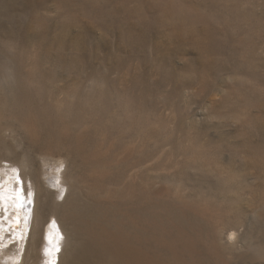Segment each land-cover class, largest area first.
Listing matches in <instances>:
<instances>
[{
    "label": "rangeland",
    "instance_id": "374dc122",
    "mask_svg": "<svg viewBox=\"0 0 264 264\" xmlns=\"http://www.w3.org/2000/svg\"><path fill=\"white\" fill-rule=\"evenodd\" d=\"M10 168L58 264H264V0H0Z\"/></svg>",
    "mask_w": 264,
    "mask_h": 264
},
{
    "label": "bare ground",
    "instance_id": "6f19581e",
    "mask_svg": "<svg viewBox=\"0 0 264 264\" xmlns=\"http://www.w3.org/2000/svg\"><path fill=\"white\" fill-rule=\"evenodd\" d=\"M60 164L62 163L55 164L50 172H48L47 177V183L53 186V189L59 194L64 187L62 181L63 171H60ZM9 171L0 170V216H2V218L0 217V258L3 259L0 261L1 264H10L12 259L15 260L14 264H18V258L13 256L17 254L16 251L6 256H3L1 252L6 250L7 241L9 240H15V243H18L17 246L20 249L31 229H33V234L36 237H39V234L42 233V244L44 248L42 252L46 257V264H58L55 262L54 256L56 255L57 248H62L65 241V235L58 219L52 213L51 218L53 217V220H48L40 231V220L39 218L38 220L34 219L35 199L32 197L31 192L28 193L31 186L28 188L26 180L23 177L21 179L19 175L17 177L16 168H10ZM18 178L20 181H16ZM30 184L33 185L31 182ZM12 211H18L17 216L19 219V229L13 232L11 229L12 227L15 228L14 224L16 222H13L10 218ZM10 233H12V237H9Z\"/></svg>",
    "mask_w": 264,
    "mask_h": 264
},
{
    "label": "snow or ice",
    "instance_id": "6c2138e0",
    "mask_svg": "<svg viewBox=\"0 0 264 264\" xmlns=\"http://www.w3.org/2000/svg\"><path fill=\"white\" fill-rule=\"evenodd\" d=\"M22 183V182H21Z\"/></svg>",
    "mask_w": 264,
    "mask_h": 264
}]
</instances>
